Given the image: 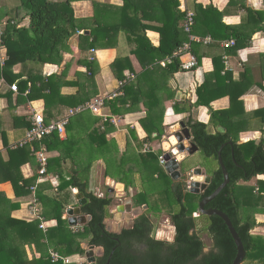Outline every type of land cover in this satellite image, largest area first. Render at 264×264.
I'll list each match as a JSON object with an SVG mask.
<instances>
[{"label":"trees","instance_id":"1","mask_svg":"<svg viewBox=\"0 0 264 264\" xmlns=\"http://www.w3.org/2000/svg\"><path fill=\"white\" fill-rule=\"evenodd\" d=\"M73 1L76 0H21L19 5L11 8L7 18L2 21L1 46L6 49V57L1 68L3 76H8L16 64H21L23 67L27 62L40 66L46 63L59 65L62 62L63 51L68 48V40L77 30L84 29L82 22L85 20L74 16ZM138 1L123 0L122 7L115 12H110L107 6L94 2L96 9L94 14L96 17L92 21L94 25L89 27L90 34L84 33L79 36L80 46L83 48L81 42H85V49L113 45L111 43L98 44V42L101 38L110 40L120 31L126 35L128 40L132 39L135 42V48L131 50V53L138 59L142 70L134 72L127 56H117L111 63V68L115 78L125 82L121 88V96L106 101V104L114 114L134 112L140 109V105H143L145 115L140 118L139 123L146 136L139 138L135 129L130 128L129 131L130 137L141 148L140 152H137L136 163L133 162L136 152L128 153L129 150L127 151L130 147L129 141L124 151L119 155L115 141L106 138V134L110 130L109 125L105 130L93 126L87 134L89 146L84 156V160L88 164L80 168L72 160L74 159L72 148L75 144H79V139L78 137L70 138V134H68L69 137L62 140V146L65 151H71L69 156L72 167L68 170L58 163L57 168L54 167L50 170H54L59 176L58 189L60 191L72 187L83 194L86 201L79 208L81 213L88 215L90 219L74 231L70 229L67 220L62 218L64 205L48 196L39 195L44 208L42 214L46 218H54L56 226L42 230L39 228V218L31 221L13 219L15 226H10L7 222L2 221L0 223V259L2 264H76L65 263L63 259L74 254L84 255L85 250L81 247L82 243L103 248V253L95 260L96 264H106L107 258L115 246L109 264H231L236 255V246L223 220L217 215L208 216L200 212L198 216L195 215L200 199L210 195L223 180L217 157V152L222 145L221 158L228 172L229 183L205 205V208H217L230 218L245 249V256L240 264H264V236L252 233L257 225L254 214L263 209L259 206L264 204V179L257 180L255 185L244 184L258 175L264 176V108L255 112L260 114L262 122L258 129L261 132V140L258 143L253 139L238 143L239 133L248 130L249 126L241 125L234 119L233 110L239 103L237 101L239 94L233 92L227 94V87L234 88V83L230 85L226 83L223 85L212 84L209 82L212 80L211 76L217 73L206 75L204 82L196 89L197 99L193 104L189 100H176L175 91L168 86V80L174 73L192 70L199 65L201 56L194 49L197 45L195 40L190 42V53L196 60V65L193 68L182 69L181 57L176 54L188 44V42L185 43L188 34H199L197 30L205 26L206 33L203 34L210 35L212 39L235 36V33L226 31L227 25L222 22L225 12L217 10L212 5L202 7L195 4L194 12L191 11L194 14V21L190 32H186L183 24L187 9L185 11L178 9L180 6L178 0L161 1V5H166L169 12H165L162 19H155L158 23L160 22L159 26L149 23L152 17L146 14L148 9L141 10L137 5ZM99 12L103 17L104 14L106 17L117 14V21L111 24L100 22L97 19ZM26 17L29 18L28 25L21 26L20 21ZM147 30H155L160 34V43L157 47L153 46L147 38ZM203 39L200 38L199 42H202ZM239 39L236 35V48L250 43V37L244 38V42L237 44ZM165 57H169V61L164 62L163 65L156 62V60ZM81 62L86 65L89 75L82 82L80 80L72 82L78 86V89L74 94L65 96L66 102H62L64 96L61 93L62 87L70 84L65 80V72L44 76L42 73L33 71H20L19 77L25 76L18 82L21 90L28 89L27 96L30 99L39 97L44 100L46 121L51 120L54 116L53 110L58 105L75 107L90 100L91 94L85 88V81L87 84L93 81L91 65L93 62L86 60ZM127 69L134 73L132 79H126L124 76V71ZM216 81L218 82L219 78H216ZM28 83L31 85L28 86ZM222 88L224 90L220 91ZM35 89L38 90V93L34 92ZM224 95H229L230 107L225 110L212 109L210 103ZM166 100L173 101L174 113H190L189 116L182 119L189 129L190 142L198 147L197 151L207 158L206 160L211 159L212 163L217 165L206 166L201 160H191L197 152L179 162L180 176H186V173L198 167L203 168L205 175L210 176L209 184L201 193L190 192L187 179H182L180 176L176 179L173 178L158 162V157L163 153L161 145L166 138L164 129L175 123L165 124L163 121L166 111L163 103ZM193 106L208 108L210 117L207 123L193 119L191 116ZM80 115L84 116V114H78L76 117ZM29 121L30 119L27 122L28 126H30ZM74 125L77 126L75 122L72 123L71 119L66 126L67 131H70ZM219 127H223L224 131L218 130ZM153 134L155 135L153 136ZM154 141H158L157 149L153 147ZM229 141L232 142V145L228 143ZM42 142L47 148L56 147L61 143L56 133L44 137ZM146 143H148L149 151L144 152L143 146ZM35 144L37 146V143ZM79 146L82 148L81 145ZM80 148L77 147L82 154L84 151ZM23 149L24 147H19L13 151L19 155L22 154ZM73 149L75 150V148ZM155 152L158 153L155 154ZM27 153L30 155L29 151ZM99 153L106 163L104 175L124 183L126 192H129L130 187L134 185L133 180L123 177L116 179L110 175L108 172L109 159L115 160L123 172L134 170L138 176L143 169L150 171L154 162L160 165L165 180H169L171 177L167 190L163 191L164 198L167 199L166 203L168 202L166 210L164 207L158 206L154 195L150 201H147L143 182L140 180L141 189L131 198L133 205L141 206L144 212L142 211L135 219V223L130 229H124L121 233L106 230L103 221L112 216L110 207L113 204V198L109 197L107 193L104 196H97L89 189L91 161ZM89 154L92 156L91 161L88 160ZM3 176V173L2 176L0 174V181L8 180ZM13 177L9 180L16 195L27 193L32 182L26 181L19 175L22 181L18 185L20 178ZM27 186V189L20 191L22 187ZM170 194L173 195L176 203L175 210H170ZM48 207L49 210H47ZM161 211L168 214L175 230L171 242L153 238L156 225L150 217L156 218ZM198 218L202 219L200 232L202 231L211 240L212 248L207 252H204L205 243L202 241L200 233L196 232V227L199 224L197 223ZM11 231L12 235H10ZM13 236L15 237L11 239ZM26 245H32L34 248L35 255L31 258L26 255ZM50 250L57 253L62 259L53 260Z\"/></svg>","mask_w":264,"mask_h":264},{"label":"crops","instance_id":"2","mask_svg":"<svg viewBox=\"0 0 264 264\" xmlns=\"http://www.w3.org/2000/svg\"><path fill=\"white\" fill-rule=\"evenodd\" d=\"M161 1L162 0H139L137 2V5L141 10L144 8L149 10L146 11V14L152 17V20L149 22L151 25L159 26L160 22L158 23L155 19H162L165 12H169L166 5H161ZM178 1L180 5L178 6V9L180 8L181 11H183V6L185 7V9L194 12L195 4L201 5L202 7L212 5L217 10L224 11L225 13L222 18V22L227 25L226 31L235 33V36L230 35V37L224 39H212L210 35L203 34L206 33L205 26L197 30L199 34H188L187 41H185V43H189V51L188 55H185L181 58L184 60H189V55H192V53H190V36H194L197 38L207 37L210 38V41L199 42L197 40H193L195 44H197L194 49L201 56L199 65L192 70L178 71L174 73L168 80V86L175 91L176 100H189L190 103L193 104L197 99L196 89L204 82L206 75L217 73L216 75L211 76L212 80H210L209 82L212 84L223 85L226 83L230 85L234 83V88L227 87V94H229L230 92L239 94V97L237 99L239 103L233 110V113L235 115L234 119H236L237 122H239L241 125L249 126L248 130L239 133L238 143H242L250 139H253L256 143H258L261 140V132L258 129L261 126L262 122L260 114L255 112L260 111L262 108H264V0ZM94 2L107 6L110 12L118 11V9L123 5V0L73 1L72 8L74 11V16L81 20H85L82 22L84 29L77 30V32L70 37V39L68 40V48L63 51V60L59 65L46 63L43 66H40L32 62H27L22 67L21 64H16L12 67L8 76H3L1 68L6 57V49L4 47H0V174L2 176L3 173V177L8 178V180L6 181H0V223L2 221H5L10 226H15L16 224L14 221H12L13 219L23 221L34 220L36 216L33 214L29 204L32 199L36 197L38 200L36 204L38 207V214L44 223V228H39H41L42 230H46L48 228L56 226V220L54 218H46L42 214L44 208L39 199V195L48 196L52 200L60 201L64 205V208L62 209V218L66 219L67 223L68 218H70L71 216H76L75 214H73V211L75 208H79V206H81L78 204V199L76 198V194L80 192L72 187H67L64 190L60 191L58 189V185L60 182L59 176L57 172L50 169L54 167L57 168L58 163L60 166L67 168L68 170L71 169L72 161L69 156V153H71V151H65V148L62 146V140H66L69 137L68 134H70V138L72 137L74 139L78 137L79 139V144H75V146L73 147L75 148V150L72 148V156L74 158L72 160H74V163H76V165H79L80 168L88 164L86 160L80 157V150L77 149V147L80 148L79 145H81L82 148L80 149L82 151L87 150L89 143L85 145V142L87 141V134L89 130L93 126L99 127V120L100 122L102 121L101 117H99L98 115L92 114L89 111H85L86 114L84 116L80 115L79 117H76L78 116V114L73 116L75 118V123L77 124V126H73L74 129L72 128L70 131H67L66 129L65 136L58 135L61 142L58 144V146L47 148L42 140L21 144L22 140L25 137L26 131L30 128V126L27 125V122L30 119L31 112L42 111L44 115L46 114V112L45 102L42 98L38 97L37 99H30L27 96V94L29 93L28 89L21 90V86L18 84V82L25 76L19 77L20 71H33L36 73H42L44 76L50 74H59L61 71L65 72V80L69 81L70 84L63 86L61 89V93L64 96V98H62V102H66L67 98L65 96L74 94L78 89V86L72 84V82H75L77 80H80V82H82L85 80L87 75H89V72L86 69V65L81 62L83 60L93 62V64H91L93 67V81L89 82L88 84L87 81H85V88L91 94L90 100L96 97L110 94L118 89L119 80L115 78L111 68V63L117 56H127L134 72H139L142 70L138 59L134 54L131 53V50L135 48V42L132 39L128 40V38L122 31H120L117 36L111 37L110 40L101 38V40H99L98 42V44L111 43L113 45L101 47L98 46L94 49H85V42H81L83 46V48H81L79 36L84 33L90 34L89 27L94 25L92 23L93 19L96 17L94 16L96 11ZM19 3L20 1L18 2L17 0H0V19L2 21L5 20L11 8L19 5ZM117 17V14L107 17L106 14H104V17L100 15V12L99 14H97V19L100 22L104 21L108 24L115 23L117 21ZM28 23V17L20 21L21 26H27ZM236 35H238V37L240 38L237 44L244 42V38L248 37H250V43L238 48H236L235 44L228 48L224 47V43L227 40L233 39L234 41H236ZM146 36L153 46L157 47L159 45L160 34L157 31L147 30ZM91 50H93V52ZM90 56L93 57L92 60L89 59ZM166 61H169V57L156 60V62H159L161 65H163ZM124 76L132 79L134 77V73L130 72L127 69L124 71ZM216 78H219L218 82L216 81ZM12 84L17 85L16 92L10 89V86ZM29 85H31V83H28V86ZM223 90L224 88H222L220 91ZM34 92L38 93V90L35 89ZM115 98L116 97L108 99L106 101L113 100ZM106 101L105 105L102 108V112L104 114L114 116L117 119L116 124L112 122H101L104 126L100 127L101 130H105L107 125H109L110 127L109 132L106 134L107 140L115 141L119 155L126 148V144L128 141H132V143H135V151L140 152L141 148L138 149L137 143L133 138L130 137V132L128 131V129H135L136 134L139 138L146 136L145 131L139 123L140 118L145 115V111L142 108L143 105H140V109L134 112H121L114 114L111 111L110 107L106 104ZM172 103V100H166L163 103L166 109L164 115L172 118L171 122L176 123L189 116L190 113H174L172 109ZM210 107L214 110H225L229 108V95H224L213 100L210 103ZM70 108L72 107L63 104L58 105L56 108H54V116L51 119L64 116ZM81 114H83V112ZM191 116L193 117V119L205 123L208 122L210 117L208 108L206 106H193ZM73 117L69 119V122ZM172 131L173 132H171V134H174L176 130ZM127 133L129 139L126 137ZM173 134L168 137V142L165 141L162 143L161 147L163 149V154L168 152L166 150H168L169 148L175 147V142L168 148H166L164 144L169 142L172 143V139H174ZM154 135L155 134H153V136ZM35 143H37V146H35ZM41 146L45 148L47 153L46 170L48 176L44 177L42 181H38V170L40 168V164L33 153V149L39 148ZM19 147H24V149L22 154L18 155L13 150ZM153 147L154 149H157L158 144L157 146L153 145ZM28 151L30 152V155L29 153H27ZM99 156L100 155L97 154L93 161H91L89 189L91 188V180L95 172H97L98 164L101 163L102 170H105L106 167L104 158H102V156L99 158ZM177 158L178 157H176V159ZM185 158L183 157L182 159H178L182 161ZM200 169L202 170V168ZM196 173L200 174L198 169H196ZM19 175L26 181L30 180L32 182L30 186L28 185L29 188L27 186L20 189V191H24L28 188V192L22 193V195H16L13 189V185L9 180V178L13 176V178L18 179ZM104 178L105 179L103 181L107 189L106 193L109 197L113 198L111 196L112 193H109L108 189L109 187H115V184L118 181L110 176H105ZM263 179V175H258L255 178H252L250 181L244 182V184L255 185L257 180ZM21 181L22 179L20 178V180L18 181V185L21 183ZM122 184L124 185V183ZM32 186H35L34 190L31 189ZM124 191L122 192L124 193ZM61 194L62 196L60 197ZM97 195L103 196L100 192ZM117 196L119 198L121 197L119 195ZM263 205L264 204H260L259 206L260 208H263L262 211H257L254 214L257 225L252 230V233L262 236H264ZM47 210H49V207L47 208ZM112 211L113 210L111 209L110 212L112 213ZM77 217L78 221L76 225H70L68 223L70 229L74 231L77 230V227L84 225L90 219L88 215L81 213V211L77 214ZM82 217L84 218V220L82 219ZM111 217L114 218L115 214H112ZM79 219H82L83 221L81 222ZM104 222L105 221H103V223ZM108 231L116 233V231H112L110 229H108ZM10 235H12V231L10 232ZM14 237L15 236H13L11 239H13ZM81 247L85 250L84 255L74 254L65 257L64 262L76 264L87 262L86 251L88 250V245L86 243H82ZM25 250L28 258H31L35 255L32 245H26ZM94 251L97 258L103 253V248L101 246H95ZM49 252L52 251L50 250ZM0 264H2L1 259Z\"/></svg>","mask_w":264,"mask_h":264},{"label":"rangeland","instance_id":"3","mask_svg":"<svg viewBox=\"0 0 264 264\" xmlns=\"http://www.w3.org/2000/svg\"><path fill=\"white\" fill-rule=\"evenodd\" d=\"M18 2L21 1V0H17ZM81 114V113H80ZM83 114L85 115V111L83 112ZM172 118H169L167 116L164 115L163 117V121L165 124H169V123H173L171 122ZM75 122V118H72V123ZM102 122V121H101ZM100 120H99V127H104L103 126V122L101 123ZM173 126V127H171ZM101 129V128H100ZM128 129V128H127ZM179 129V126H178V122L176 123H173L172 125L170 126H166L165 129H164V135H165V140L164 142H168V137L171 134V132H173L172 130H178ZM167 130V131H165ZM128 131H130V128L128 129ZM136 131V130H135ZM170 133V135H169ZM130 135V134H129ZM126 137L129 139L128 137V133L126 134ZM88 140L85 142V145L88 144ZM154 146H157L158 144V141H154L153 142ZM161 144V143H160ZM187 144V143H186ZM129 145H131L127 151L128 153L132 152V151H135V143H132V141H129ZM140 147H138L139 149ZM85 151V150H83ZM136 152V151H135ZM197 152V153H196ZM195 155L193 156V158H191V160H201V162L204 164V165H212V166H217L216 164L212 163V160H206L207 158L203 157L201 155L200 152L196 151ZM158 153V152H155V154ZM98 155L99 158L101 157V154L99 153ZM186 153L185 152H181V157L180 159H182L183 157H185ZM84 156H85V152H83L82 154H80V157H82L84 159ZM97 156V155H96ZM136 156H137V152L136 154L134 155L133 157V162H135L136 160ZM189 157L186 156V158ZM88 160L91 161L92 160V156L89 154L88 155ZM190 160V161H191ZM136 163V162H135ZM82 164V163H81ZM164 168V167H163ZM108 172L110 173V175H112L113 177H115L116 179L120 178V177H123V178H126L128 180H133L134 182V185H132L130 187V191L127 192V196L128 197H132L136 192H138L140 189H141V182L140 180L143 182V186H144V194H145V197L147 199V201H150V198H152V195H154L157 199V202H158V206L159 207H164L165 210H166V200L164 198V194H163V191L166 189L167 190V185H169V183L171 182V177L169 180H165V178L163 177V174L161 172V168H160V165H158L157 163H153L152 165V169L150 171L148 170H141V172L139 173V176L136 174V172L134 170H128L127 172H123V170H121V168H119V166L117 165V163L115 162V160H111L109 159V162H108ZM205 176V173H204V169L202 168V172L200 175H197V176H194V173L193 171H190L189 173H186V178L187 179V183L189 185V182L191 180H200V181H203V177ZM104 170H102V166H101V163L98 164V167H97V172H95L92 180H91V188L90 190L94 193V194H98L99 192L102 193V195L104 196L107 192V189H106V186H105V183H104ZM140 178V179H139ZM190 190V189H189ZM116 196L113 197V204L112 206L110 207V210L112 209V214L114 215L115 214V217L112 218V217H107L105 218V225L112 231H120V229L124 226H128L130 220L133 218V216L128 213V214H125V213H116L115 211V206L118 205V203H121V201L119 200V196H122L124 193L123 192H120V191H116L115 192ZM62 196V194L60 195V197ZM98 196V195H97ZM169 204H170V210H175L176 209V203H175V200L173 198V195L170 194L169 196ZM144 208H146L144 206ZM140 209V210H139ZM137 210L138 214L140 212H144V210L142 209V207L138 206H134L133 210ZM198 212V211H197ZM197 212L195 213V215L198 216ZM151 220L154 222V224L156 225L155 227V232H154V236H156L155 238L158 239V240H164V241H167V242H171L174 238V234H175V230H174V227L173 225L171 224L170 222V219H169V216L168 214H166L165 211H161L157 217L155 218L154 216H151L150 217ZM201 218H198L197 219V223L198 226L196 227V232L200 233L201 235V239L202 241L205 243V247H204V252H207L209 251L211 248H212V244H211V240L210 238L206 235V234H203L202 231L200 232V228H201Z\"/></svg>","mask_w":264,"mask_h":264},{"label":"built area","instance_id":"4","mask_svg":"<svg viewBox=\"0 0 264 264\" xmlns=\"http://www.w3.org/2000/svg\"><path fill=\"white\" fill-rule=\"evenodd\" d=\"M183 10L185 11V7H183ZM194 14L189 11L186 10L185 11V20H184V30L186 32H190V29L192 27L193 21H194ZM3 30V22L0 19V47L1 46V33ZM193 40H197L200 41V38L194 37V36H190V41ZM204 42H208L210 41V38H204L203 39ZM235 44V41L233 39L227 40L224 43V47H230L233 46ZM93 52V50H91ZM188 51H189V43L186 44L181 50H179L176 54L180 55V57L182 58L185 55H188ZM90 60L93 59L92 56H90L89 58ZM182 64H181V68L182 69H190L193 68L196 65V60L189 55V60H184L181 59ZM126 79H129V77H126ZM124 80H119L118 81V89L113 91L110 94H106L104 96L101 97H96L92 100H89L83 104H79L75 107H72L70 109H68L67 113L64 116H61L59 118H55V119H51L46 121L44 114L42 111H32L30 114V128L26 131L25 137L22 140L21 144L24 143H31V142H37L42 140L44 137L51 135L53 133H56L59 136H65L66 133V126L69 122V119L71 117H73L76 114L82 113L84 111H89L92 114L98 115L99 117H101L102 122L106 123V122H112L114 124L117 123V119L114 116L111 115H107L104 114L102 112V108L105 105V101L108 99H112L114 97H117L118 95L122 94V86L124 84ZM10 89L12 91H17V85L16 84H12L10 86ZM143 151L147 152L149 151V146L148 144H144L143 146ZM168 152L172 151V148H169L168 150H166ZM33 153L36 156L39 164H40V168L38 170V181H42L44 179V177L48 176L47 174V170H46V164H47V153L44 147H39V148H34L33 149ZM175 157H177V155H174ZM158 162L160 165L164 166L166 163V158L164 157V154L162 153L159 157H158ZM32 190L35 189V186L31 187ZM37 198L34 197L32 199V201L30 202V207L31 210L33 212V214L36 216V218H39L40 220V224L39 227L44 228V223L43 220L41 219V217L38 214V207H37ZM51 256L53 257V260H57V259H62V257H60L57 253L55 252H50ZM64 261V259H63Z\"/></svg>","mask_w":264,"mask_h":264},{"label":"water","instance_id":"5","mask_svg":"<svg viewBox=\"0 0 264 264\" xmlns=\"http://www.w3.org/2000/svg\"><path fill=\"white\" fill-rule=\"evenodd\" d=\"M178 126L179 129L176 130L173 134V138H175V147L172 148L171 152H166L164 154V157L166 158V163H165V170L166 172H168L173 178H178L180 176V172L178 170L179 168V162L181 160H179L178 158L176 159V157L174 155H177L174 153V148H176L178 150V152H185L186 156L188 155H192L194 154L197 150L198 147L194 144L190 142L191 139V135L189 132L188 127L185 125V123L183 121H179L178 122ZM218 130L220 131H224L223 128H218ZM187 143V144H186ZM230 145H232V142L229 141L228 142ZM223 147V145L221 146V148ZM221 148L220 150L217 152V157H218V163L222 172V176H223V180L221 182V184L208 196H204L200 199L199 203H198V212L197 214L200 212L204 215H217L219 216L224 224L226 225V227L228 228V231L230 233V235L233 238V241L235 243L236 246V255L232 261L231 264H240V262L243 260L244 256H245V249L243 247L242 241L237 233V231L235 230L230 218L221 210L217 209V208H205V205L208 204L212 199H214L219 192L226 187V185L229 183V176H228V172L224 166V163L222 161L221 158ZM184 157V158H185ZM198 169L201 174L202 170L200 168H194L193 169V173L194 176H196V172L195 170ZM182 179H185L186 176L182 175L180 176ZM210 182V176L205 175L203 177V181L200 180H191L189 182V191L192 193H201L204 191V189L207 187V185ZM115 191H124V185L120 182H117L115 184V187H109L108 192L109 193H114ZM76 198L78 199V204L82 205L86 199L83 197L82 193H78L76 194ZM128 207H130V204H128ZM128 207L126 209L123 208V206H117L116 207V211L117 213H122L123 211H129ZM80 213L79 208H75L73 211V214H75L76 216H71L70 218H68V223L70 225H76L77 221H78V217L77 214ZM134 213L137 214L134 210ZM82 219L84 220V218L82 217ZM80 220L81 222L83 220ZM105 223V222H104ZM105 228L108 230L109 228L107 226H105ZM116 241H118V239L116 238ZM116 246L112 248L108 258H107V262L106 264H109L110 262V258L112 256L113 251L115 250ZM95 246L94 245H90L88 246V250L86 251V259L88 264H96L95 260H96V255H95Z\"/></svg>","mask_w":264,"mask_h":264},{"label":"flooded vegetation","instance_id":"6","mask_svg":"<svg viewBox=\"0 0 264 264\" xmlns=\"http://www.w3.org/2000/svg\"><path fill=\"white\" fill-rule=\"evenodd\" d=\"M128 194H127V192L126 191H124V194L119 198V200L121 201V203H118V205H116L115 206V208L117 207V206H123V208L124 209H126L127 207H128V204H130V207H128V210L129 211H123V213H125V214H128V213H130L132 216H133V218L130 220V222L128 223L129 225L128 226H124V227H122L121 229H120V231H118V232H116V233H121L124 229H130V228H132L133 227V225H134V223H135V219L142 213V212H140L139 214L137 213L138 211L137 210H135V212L137 213V214H135L134 213V211H132L133 210V208H134V205H133V203H132V198L131 197H128L127 196ZM111 196L112 197H115V193H112L111 194ZM140 210V209H139ZM156 236H154V234H153V238H155ZM156 239V238H155Z\"/></svg>","mask_w":264,"mask_h":264},{"label":"bare ground","instance_id":"7","mask_svg":"<svg viewBox=\"0 0 264 264\" xmlns=\"http://www.w3.org/2000/svg\"><path fill=\"white\" fill-rule=\"evenodd\" d=\"M167 131V130H166ZM173 134V133H172ZM169 135H170V133H169ZM170 137V136H169ZM174 142H175V138L174 139H172V143L171 142H169V143H164L165 144V146H166V148H168L171 144H174ZM174 153L175 154H177V157L180 159V157H181V153L180 152H178V150L176 149V148H174ZM195 172H196V170H195ZM200 172V171H199ZM197 175H200V174H197L196 173V176ZM115 208V207H114ZM99 254H101V253H99Z\"/></svg>","mask_w":264,"mask_h":264}]
</instances>
